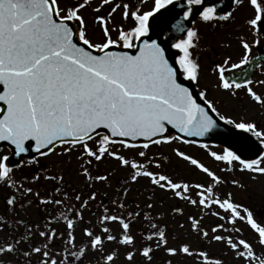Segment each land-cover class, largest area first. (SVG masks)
I'll return each instance as SVG.
<instances>
[{
	"label": "snow or ice",
	"instance_id": "6c2138e0",
	"mask_svg": "<svg viewBox=\"0 0 264 264\" xmlns=\"http://www.w3.org/2000/svg\"><path fill=\"white\" fill-rule=\"evenodd\" d=\"M173 3L0 0V188L8 190L6 211L0 214V264H116L120 249L128 264H134L137 254L152 264L161 249L194 264H225L190 242L170 246L167 217H184L183 205L197 211L187 214L181 229H190L209 245H224L228 251L223 255L230 252L241 264H264V221L234 192L219 191L229 183L246 187L221 173L264 176V125L222 113L219 101L208 98L207 86L197 94L181 81L199 86L202 77L193 53L200 47V32L195 20H190L192 27L184 23L194 9L204 24L237 21L240 54L212 61L213 88L231 98L243 91L264 111V91L257 90L264 89V79L250 78L248 68L254 61L264 68V57L252 55L254 47L264 49V0H231L224 9L206 0H186L183 18L171 24L164 13ZM89 8L95 13L91 32L85 17ZM241 10L246 14L238 21ZM169 26L177 35L158 40L149 34L162 36ZM219 122L226 126L219 133L222 144L195 139L216 132ZM177 143L203 149L218 170L172 147V154L201 178L170 174L166 166L172 158L159 149ZM52 156L67 158L69 164L76 160L86 193L67 184L62 170L41 164ZM106 161L114 164L101 172ZM113 178L115 196L108 199V191L96 185L112 188ZM142 181L147 183L140 190L136 186ZM157 191L178 203L157 210L165 203L156 200ZM34 204L40 221L27 214ZM85 212L94 219H85ZM206 215L220 222L206 226ZM171 239L179 237L172 233Z\"/></svg>",
	"mask_w": 264,
	"mask_h": 264
},
{
	"label": "rangeland",
	"instance_id": "374dc122",
	"mask_svg": "<svg viewBox=\"0 0 264 264\" xmlns=\"http://www.w3.org/2000/svg\"><path fill=\"white\" fill-rule=\"evenodd\" d=\"M246 13L244 10H241L238 12L237 20H242L244 15ZM95 13L92 11L91 8H89L85 12V17L88 20L90 32L93 25V17ZM116 21L119 23L121 22V17L119 13L116 15ZM129 23H131L129 21ZM127 27V24L125 25ZM197 26L202 29L205 43L212 44L213 47L216 49L214 53H210L207 57L208 60L206 62L203 61L202 63V77L200 81V85L197 86L198 90H202L203 87L207 86L209 91V99H213L216 101H219L218 107L222 111V113L232 115L234 117L244 115L248 118H252L258 121L263 122L264 121V111H261L257 109L254 105L251 104L247 96L243 91L240 92L239 98H231L228 96V94L223 93L215 88H213V84L215 82V76L210 74L209 69L212 66V61L217 60L220 58H223L225 55L231 54L234 59L237 58V56L240 54V49L238 47V43L236 40V36L238 35V22L233 21L228 23L227 25H224V27H220L217 32L215 33H208L207 30H204V26H201V23L198 22ZM223 30V31H222ZM231 44L232 46L229 48L227 45ZM255 47L253 48L252 55H254ZM261 69L256 74L254 80L256 79H264V68L260 67ZM258 91H264V89H257ZM262 118H259V117ZM172 147H180L184 151L189 152L190 154L199 157L202 159L206 164H208L210 167H213L214 169H217V165L215 162H213L206 154V152L203 149H200L197 146H189V145H182V144H174V145H165L159 149V151L163 152L166 155L171 156L172 163L170 165L166 166V171H168L170 174L175 175L177 171H180L185 178L197 180L200 179V175L193 174L192 170L189 166H187L184 162L179 161L171 152ZM213 150L219 151L218 148H213ZM152 152H156L157 149L155 147L152 148ZM41 164L44 166H47L48 168L52 170H56L57 168L62 170L65 175V182L69 185H71L72 188H75L77 190H84L85 193L88 191L84 184V177L79 176L77 174V162L73 158L71 164L67 162V158H60V157H49L47 159H41ZM114 162L112 161H106L105 163L100 165V171L103 172L106 169L110 168ZM220 167H223V165H220ZM218 170V169H217ZM26 172L30 173V170H25ZM20 172L16 173V179H20ZM123 172H118L117 176H123ZM226 179L230 180L232 178H237L240 181H242L245 184V188H239L235 187L233 185L225 184L223 187L219 189L221 192H227L232 191L235 193L236 200L242 203H245L247 205H250L253 209H255L256 216H257V209L262 208L264 210V176H259L256 179H253L251 174L249 173H241L239 171L235 173H221ZM241 182V183H242ZM147 181H142L140 185H137L136 188L143 190V186L146 185ZM113 187L107 188L105 185L97 184L96 187L103 191H108L109 197L108 199L114 198L115 196V187H116V181L115 178L112 180ZM50 187V185H48ZM43 191V190H41ZM247 195H250L249 197H246ZM135 194V191L134 193ZM8 195V190L6 188H0V214H4L6 211V204L5 200ZM170 194L168 193H161L157 191L156 194V200H159L161 198L164 199L165 203L163 205V208H159L157 210H164L167 211L170 206L175 205L178 203L176 200H170L168 199V196ZM98 199H104L105 203H108V199H105L104 197H98ZM145 199L144 196H140V200L143 201ZM186 209L185 216L184 217H173L169 215L167 217V224L169 226V233H170V246H176L177 244L181 242H190L194 248H206L210 254L213 257H221L225 264H241L240 261L233 258V255L229 252L228 255H223L224 252L228 251L224 245L222 244H212L209 245L205 242H203L201 239L196 237L194 234L190 232V229H181L179 227L180 222L187 223L186 217L189 212L195 213L197 210L192 209L190 206L183 205ZM40 209H38L35 204L28 208L27 214L31 216L33 221H37V215ZM93 211H97L95 207L92 209ZM17 211H20V215L27 218L26 214L19 209V205H17ZM93 217H90V213L85 212V219H89ZM257 218L261 221H264V216ZM220 221L216 220V218L212 217L211 215H206L204 218V225L214 226L216 223H219ZM58 227H63V224L57 225ZM244 228L245 236L249 239H253V233L248 228L247 225H242ZM175 233L177 237H179L178 240L171 239V234ZM77 236L78 239L80 238V231L77 229ZM109 248L113 247V245H109ZM259 250V249H258ZM121 255L120 258L116 261V264H128V262L124 259V250L120 249ZM168 259L173 260V264H194V262L191 259H186L184 257H169L165 254V252L161 249L160 251H157L154 253V259L152 264H165V261ZM134 264H146V262L143 260L139 254H137L136 260Z\"/></svg>",
	"mask_w": 264,
	"mask_h": 264
},
{
	"label": "water",
	"instance_id": "95a60500",
	"mask_svg": "<svg viewBox=\"0 0 264 264\" xmlns=\"http://www.w3.org/2000/svg\"><path fill=\"white\" fill-rule=\"evenodd\" d=\"M210 3H216L218 5V7L221 9H224L226 7L231 6V0H206V4H210ZM168 7H169L170 11L166 12L164 14L171 21V24H175L177 20H181L183 18V11L186 10V0H174L173 5H169ZM196 7L200 8L202 10L201 6H196ZM162 12H164V10H162ZM198 16H199L198 11H196L194 9V15L192 17H190L189 20L184 21L185 25L187 27H192L190 20H196ZM149 34L152 35L153 39H158V40L159 39H167L170 36L177 35L170 26L164 30V33L162 36H156L151 32ZM171 51L176 52L177 50L172 49ZM260 56L264 57V54H261ZM254 65H255V61H254L253 66H248L249 75L253 71V69L255 68ZM238 73H239V71H237L236 74H238ZM229 75H232V73H229ZM182 82L185 84V86L193 88L194 92L196 93L192 82L186 81V80L182 81ZM219 123L221 124V127L219 129H217L216 132L210 134L208 137L195 138V139H203V142H206V143H209L212 145L222 144V138L219 136V133L226 132V126L223 124V122H219ZM29 143H31V141Z\"/></svg>",
	"mask_w": 264,
	"mask_h": 264
},
{
	"label": "flooded vegetation",
	"instance_id": "af4514ba",
	"mask_svg": "<svg viewBox=\"0 0 264 264\" xmlns=\"http://www.w3.org/2000/svg\"><path fill=\"white\" fill-rule=\"evenodd\" d=\"M227 24H228V23H227ZM217 31H218V30H215V32H217ZM222 31H223V30H222ZM207 49H208V51L205 52V53H206V54H205L206 57H208L210 53H214L215 50H216V49L213 47L212 44H209V46H208ZM261 51H264V49H262V48H260V47H255L254 55H253V56L257 55V53H259V52H261ZM200 59H201V57H199V60H200ZM207 59H208V58H207ZM261 63L264 64V61H262ZM260 69H261L260 67L256 68V70L252 73V75H251L250 78H252V79L254 80L256 74L258 73V71H259ZM259 118H262V117L260 116ZM257 121H258V120H257ZM258 122L261 123L262 125H264V121H263V122L258 121Z\"/></svg>",
	"mask_w": 264,
	"mask_h": 264
}]
</instances>
